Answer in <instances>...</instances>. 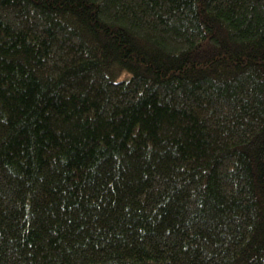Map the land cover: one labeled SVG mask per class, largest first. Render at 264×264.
<instances>
[{"label": "trees", "instance_id": "16d2710c", "mask_svg": "<svg viewBox=\"0 0 264 264\" xmlns=\"http://www.w3.org/2000/svg\"><path fill=\"white\" fill-rule=\"evenodd\" d=\"M0 264H264V0H0Z\"/></svg>", "mask_w": 264, "mask_h": 264}]
</instances>
